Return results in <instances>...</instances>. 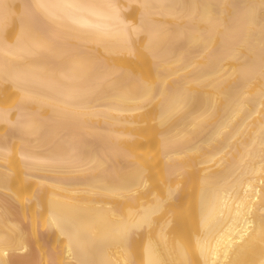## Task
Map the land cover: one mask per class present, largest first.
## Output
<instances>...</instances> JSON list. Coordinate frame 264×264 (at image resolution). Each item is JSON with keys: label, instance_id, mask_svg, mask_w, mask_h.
I'll use <instances>...</instances> for the list:
<instances>
[{"label": "bare ground", "instance_id": "obj_1", "mask_svg": "<svg viewBox=\"0 0 264 264\" xmlns=\"http://www.w3.org/2000/svg\"><path fill=\"white\" fill-rule=\"evenodd\" d=\"M136 246L264 264V0H0V264Z\"/></svg>", "mask_w": 264, "mask_h": 264}, {"label": "rangeland", "instance_id": "obj_2", "mask_svg": "<svg viewBox=\"0 0 264 264\" xmlns=\"http://www.w3.org/2000/svg\"><path fill=\"white\" fill-rule=\"evenodd\" d=\"M55 241L58 244L61 243V240L58 239V238H55ZM193 246H194L193 247V251L195 252L194 257L196 259H200V253L198 252V246H197L196 242L194 243ZM133 250H134V254H135V257L134 258H135L137 264H146V260H145V257H146L145 254L146 253H145L144 247L143 246H136V247H133ZM60 258L61 259L64 258V253H62L60 255ZM122 264H126V263H124L122 261Z\"/></svg>", "mask_w": 264, "mask_h": 264}]
</instances>
